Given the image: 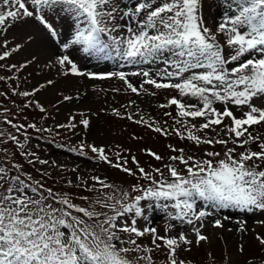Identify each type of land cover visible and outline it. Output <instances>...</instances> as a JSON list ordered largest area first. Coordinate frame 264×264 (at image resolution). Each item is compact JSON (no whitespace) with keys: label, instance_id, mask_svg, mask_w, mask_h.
Listing matches in <instances>:
<instances>
[{"label":"snow or ice","instance_id":"6c2138e0","mask_svg":"<svg viewBox=\"0 0 264 264\" xmlns=\"http://www.w3.org/2000/svg\"><path fill=\"white\" fill-rule=\"evenodd\" d=\"M204 2L136 0L131 6H121L119 0H0V34L15 22L31 18L60 43L64 52L79 47L99 60L118 59L123 62L121 68L135 67V70L85 73L70 54L57 56L45 67H55L65 77H116L126 86L125 91L138 96L156 94L145 85L174 90L178 96H172L160 107L177 109L178 119H173L184 131L176 129V134L196 145L219 144L225 149L223 153L206 151V158H197L185 154L182 148L169 146L176 154L169 156L170 162L163 165L165 175L159 167L146 170L134 155L124 156L122 151L127 150L116 152L113 161L104 147L81 142L78 150H71L86 155L84 149L88 148L95 154L92 159L109 164L134 181L124 188L100 176H77L75 185L66 180L69 187L96 193L94 198L79 197L85 202L83 205L75 202L72 193L48 186L44 181V177L50 176L48 172H41V179H35L20 164L0 166V264H156L152 253L161 248L167 250L166 264H191L180 258L179 253L190 251L193 244L210 241L211 237L202 229L205 219L215 214L214 210L264 211V135L250 131L254 126L264 125V0H216L212 7L216 9L217 22L211 25L204 18ZM57 19L72 21L74 30L63 42ZM0 48L3 49L0 61H4L20 45L9 51L5 36ZM130 77L140 78L139 84H134ZM3 79L6 78L0 76ZM54 83L49 79L32 91L18 94L34 97ZM72 99L63 95V101ZM217 103L225 105L223 110L214 107ZM32 104L40 112L46 111L38 100L29 101L25 107ZM113 111L120 115L118 110ZM79 115L84 117L79 123L87 129L90 120L83 112ZM127 118L132 119V115ZM197 118L204 121L199 126L191 123ZM73 120L75 116L70 117L68 124L57 127L74 129ZM6 123L17 132L25 128L11 120L6 119ZM135 123H143L162 135L169 134L166 129L154 126L155 121L149 123L143 117ZM220 125L226 129L227 138L197 134ZM27 127L38 132L51 131L39 129L35 124ZM3 136L0 132V137ZM7 138L24 148L16 135L9 133ZM238 148L243 151H237ZM145 151L156 161L164 160L150 149ZM21 155L34 157L28 160L33 167L36 163H48L35 152ZM129 162L135 169L128 166ZM198 200L204 201L209 210L198 209ZM142 201L150 202L148 207L155 204L164 210L173 209V218L186 219L194 225V238L183 233L169 235L167 229L161 235L155 227H138L136 218L145 215ZM227 219L225 216L208 223L214 228H225L223 221ZM238 230H245L242 222L238 223ZM146 235L151 237V247L139 240ZM256 239L264 245V237Z\"/></svg>","mask_w":264,"mask_h":264},{"label":"rangeland","instance_id":"374dc122","mask_svg":"<svg viewBox=\"0 0 264 264\" xmlns=\"http://www.w3.org/2000/svg\"><path fill=\"white\" fill-rule=\"evenodd\" d=\"M215 3L216 0H205L204 2V18L209 25L213 24L214 19L216 20L214 18L216 9L212 7ZM55 23L58 25V30L62 33L60 42L70 38L74 30L71 26L72 21L57 19ZM5 36L9 42V51L15 48L16 45H20V48L18 51L12 52L4 61H0V65H3V67H0V76L6 78L0 80V104L16 102V105H22L25 103L21 110L24 112L20 117L0 114V132L4 133L0 140L5 138V141L0 143V166L8 167L13 163L20 164L23 166V171L31 173L35 179H41V172H48L50 174L49 177H52L50 179V187L56 188L58 191H65L67 187L65 184L66 180H72L74 184H77V176L85 178L100 176L106 179L107 182L128 188L130 184L134 183L132 177L125 175V173L123 174L122 171L111 167L103 161L92 159L91 157L95 154L88 148L84 149L86 155H80L78 151H72L71 149L78 150L81 142L86 145L104 147L113 161H115L116 152L127 150L122 151V154L129 158L133 155L136 156L140 166L146 170L159 167L160 162L150 157L145 151L147 149L163 156V161H168V157L172 155L171 153H174L169 146L182 148L185 154L193 155L197 158H206V151L221 152V150H225L224 146L219 144L214 146L196 145L192 141H183L176 134V129L181 131H184V129L173 119V117L178 119L174 112L176 111L175 106L160 107V105L166 104L172 96H178L176 91L155 89L152 86L145 85L149 92H155L156 94L154 96L147 94L138 96L130 91H125L126 86L116 77L93 79L88 76L69 75L65 77L59 75L55 67H45V65L54 62L56 57L62 54H70L80 70L85 72V67L76 57L79 51L75 50L78 47H73L64 52L60 48V43L53 40L31 18L12 24L6 32L0 34V41ZM2 51L3 49L0 48V52ZM83 55L85 56L86 53H83ZM28 61H31V63H28ZM12 65L16 67H10ZM22 65L27 66L21 67ZM89 72L93 71L89 70ZM100 73L103 72L98 74ZM131 78L135 79L134 84H139L140 78ZM49 79L55 81L54 85L41 89L34 97L25 98L18 94L22 91H32L41 84H45ZM114 89H120V91H114ZM63 95L72 96L73 99L71 101H63ZM181 99H186L189 103L197 102L195 99ZM32 100H38L46 111L41 113V115L34 116L27 113L26 110L33 107L34 104L28 107H25V105ZM131 101H135V104H130ZM58 103L59 105L56 106ZM221 106L223 105L219 103L214 105L218 110H220ZM113 109L118 110L120 115L114 114ZM81 112L90 120V125L87 129L79 123L80 119L84 118L79 115ZM165 112L172 113V116H166ZM129 115H132V119L127 118ZM237 115H239L238 112ZM72 116H75V120L72 121L76 124L74 129L57 127V124H68ZM141 117L149 123L155 121L154 126L166 129L169 134L162 135L143 123H135ZM4 118L11 120L16 125L25 124V128L17 132L15 128L6 123V119L4 121ZM203 122L202 118L191 120V123L197 126ZM31 123L35 124L39 129H51V131L38 132L36 129L27 127ZM225 123H230V121L225 120ZM63 131H69V134L59 141V136ZM250 131H253L254 135H264V125L254 126ZM225 132L226 129H224L223 125H220L214 126V130L208 129L197 134L207 137L227 138ZM9 133L16 135L20 142L25 145L24 148H20L18 144L9 140L7 138ZM25 135L28 137L27 140H25ZM228 146L232 147L233 145L229 144ZM251 147L258 150L255 145H251ZM4 149L7 151H4ZM14 151L19 156V159L15 157ZM237 151H243V149L238 148ZM21 152H35L40 159L47 160L48 163L43 165L36 163L33 167L28 163V160L34 159V157L21 155ZM128 166L133 169L136 167L131 162H129ZM180 167L182 168L183 166L181 165ZM72 169H76V171L73 172ZM64 176L66 177L65 181L60 180ZM49 177H44V181L47 182ZM89 183L92 182L89 181ZM141 183L146 182L141 181ZM77 188L76 193H79L81 188ZM74 191L75 188L72 194ZM95 195L96 193H93L92 198ZM149 203L148 201L141 202L145 215L139 217L140 220L137 221L138 227H152L163 218L162 213L165 210L155 204L148 207ZM197 208L209 210L205 202L199 200L197 201ZM173 211V209L170 211L171 217H167L162 225H158L157 231L164 235L167 229L169 235L183 233L193 238V227L188 225L186 219L173 218L175 216L172 213ZM214 212L213 216L205 219V227L202 229L205 234L211 237L210 241L199 245L193 244L189 246L190 251H180V258L191 262V264H207L206 261L211 254L209 258L211 264H258V260L262 257L264 250L256 237H264V232L257 228L252 230V226L247 230L240 231L237 224L235 226L225 225V228H214L208 221L223 218L224 216H220L219 211L214 210ZM128 219L130 221L131 217ZM123 222L121 221V223ZM150 240V236H145L141 238L140 242L145 246L151 247ZM241 245L243 246L242 253L240 252ZM166 251V249L161 248L152 253L156 264H166ZM257 257L258 260L256 261Z\"/></svg>","mask_w":264,"mask_h":264},{"label":"bare ground","instance_id":"6f19581e","mask_svg":"<svg viewBox=\"0 0 264 264\" xmlns=\"http://www.w3.org/2000/svg\"><path fill=\"white\" fill-rule=\"evenodd\" d=\"M131 68H133V67L129 68L130 71H134L135 70V68H133V69H131ZM121 70H123V68Z\"/></svg>","mask_w":264,"mask_h":264}]
</instances>
